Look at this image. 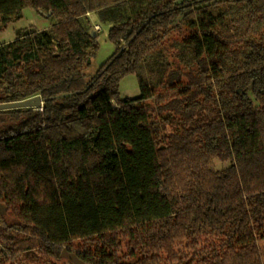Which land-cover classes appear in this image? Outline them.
Masks as SVG:
<instances>
[{
  "label": "trees",
  "instance_id": "16d2710c",
  "mask_svg": "<svg viewBox=\"0 0 264 264\" xmlns=\"http://www.w3.org/2000/svg\"><path fill=\"white\" fill-rule=\"evenodd\" d=\"M27 7L54 21L0 44V103L43 99L0 110V252L264 264V3L0 0V32ZM93 11L116 51L91 75Z\"/></svg>",
  "mask_w": 264,
  "mask_h": 264
},
{
  "label": "rangeland",
  "instance_id": "374dc122",
  "mask_svg": "<svg viewBox=\"0 0 264 264\" xmlns=\"http://www.w3.org/2000/svg\"><path fill=\"white\" fill-rule=\"evenodd\" d=\"M264 3V0H261ZM54 19L46 16L40 10L27 7L24 10V16L21 20L17 21L16 23L12 24L8 29L5 31L0 32V44L8 42L12 40L14 36L17 34V30L20 28H25L30 25H37V26H47L51 24ZM96 26V25H95ZM94 26L96 32L98 29ZM17 29H16V28ZM16 29V31L14 30ZM100 34V33H99ZM107 28L102 32L99 36V40L101 42V46L96 54V56L92 60V64L88 69L89 74L93 75L96 73L98 68L116 51V45L106 37ZM16 38V37H15ZM141 87L139 84V80L137 75L129 74L126 76L121 82V92L124 96H138L141 94ZM5 119V123H11V115H6L0 117V119ZM2 119L0 120V124L3 122ZM4 123V124H5ZM3 124V125H4ZM231 164L230 161L221 160L220 158H215L213 161V166L218 169H223ZM15 214L12 210L9 212V221H15ZM27 237V234H24ZM28 243H30L28 241ZM260 246L262 248L263 256H264V239L259 241ZM23 245H26L25 242ZM22 245V246H23ZM37 245V244H35ZM21 246V248H22ZM18 247V246H17ZM15 252H10V250H5L4 252H0V264H76L74 261L69 259L68 257L62 255L64 249H68V247H63L60 251L61 254H55L54 248L46 245L44 246H34L32 249H21Z\"/></svg>",
  "mask_w": 264,
  "mask_h": 264
},
{
  "label": "water",
  "instance_id": "95a60500",
  "mask_svg": "<svg viewBox=\"0 0 264 264\" xmlns=\"http://www.w3.org/2000/svg\"><path fill=\"white\" fill-rule=\"evenodd\" d=\"M43 104V99L40 95L18 101L4 102L0 103V110L12 109L19 107H30V106H41ZM0 211H5V207L0 203ZM62 255L68 257L76 264H89L83 260L76 252L64 249Z\"/></svg>",
  "mask_w": 264,
  "mask_h": 264
},
{
  "label": "crops",
  "instance_id": "0c3cea01",
  "mask_svg": "<svg viewBox=\"0 0 264 264\" xmlns=\"http://www.w3.org/2000/svg\"><path fill=\"white\" fill-rule=\"evenodd\" d=\"M42 12V11H41ZM46 16H48L47 14H45ZM89 17H90V19L92 20V22H93V26H95V25H100L101 26V28H102V32L105 30V27L107 28V34H106V37H108V34H109V30H110V28L113 26V24H114V22H112V21H109V20H107V21H105V20H103V19H101L100 18V16H99V14L96 12V11H93V12H91L90 13V15H89ZM17 22V21H16ZM16 22H14V23H16ZM13 23V24H14ZM12 25V24H11ZM10 25V26H11ZM46 24H44V26H37V25H35V26H37L38 28H40V29H44V28H49L51 25H52V22H51V24H48L47 26H45ZM9 26V27H10ZM16 28V27H15ZM8 29V28H7ZM17 29V28H16ZM16 29H14L15 31H16ZM95 30V29H94ZM5 31V30H4ZM101 31L100 32H97V33H100L101 34ZM17 38V34H16V36H14L13 38H11L12 40H15L16 38ZM12 40H9V41H12ZM8 41V42H9Z\"/></svg>",
  "mask_w": 264,
  "mask_h": 264
},
{
  "label": "built area",
  "instance_id": "2783aa9c",
  "mask_svg": "<svg viewBox=\"0 0 264 264\" xmlns=\"http://www.w3.org/2000/svg\"><path fill=\"white\" fill-rule=\"evenodd\" d=\"M95 27L98 29L97 31H101L102 30L100 25H96Z\"/></svg>",
  "mask_w": 264,
  "mask_h": 264
}]
</instances>
